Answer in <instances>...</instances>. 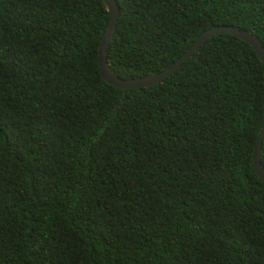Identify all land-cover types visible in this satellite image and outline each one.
<instances>
[{"label": "trees", "instance_id": "16d2710c", "mask_svg": "<svg viewBox=\"0 0 264 264\" xmlns=\"http://www.w3.org/2000/svg\"><path fill=\"white\" fill-rule=\"evenodd\" d=\"M116 1L121 78L214 25L264 46V0ZM108 22L101 0H0V264H264V64L221 33L123 90Z\"/></svg>", "mask_w": 264, "mask_h": 264}, {"label": "water", "instance_id": "95a60500", "mask_svg": "<svg viewBox=\"0 0 264 264\" xmlns=\"http://www.w3.org/2000/svg\"><path fill=\"white\" fill-rule=\"evenodd\" d=\"M109 15V22L103 33L101 43L98 46L97 62L101 78L114 87L123 90L148 87L170 76L180 64L188 59L205 41L207 38L221 33H229L248 43L256 52L259 60L264 64V46L260 38L252 31L239 28L235 25L223 24L211 26L197 35L192 45L179 56L170 66L160 72H151L137 77L121 78L111 68L110 62L107 59V48L109 42L113 39V34L117 28V22L120 14V8L116 0H101ZM264 138V112L263 120L258 131V138L253 145L251 152V160L255 174L264 181V164L261 162L262 140Z\"/></svg>", "mask_w": 264, "mask_h": 264}]
</instances>
